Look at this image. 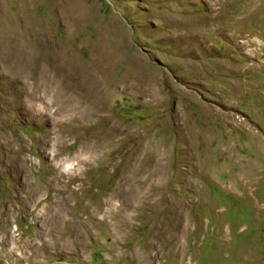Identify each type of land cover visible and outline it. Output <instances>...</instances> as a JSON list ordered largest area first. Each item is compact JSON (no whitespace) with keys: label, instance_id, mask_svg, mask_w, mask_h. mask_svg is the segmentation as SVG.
I'll return each instance as SVG.
<instances>
[{"label":"rangeland","instance_id":"1","mask_svg":"<svg viewBox=\"0 0 264 264\" xmlns=\"http://www.w3.org/2000/svg\"><path fill=\"white\" fill-rule=\"evenodd\" d=\"M0 264H264V0H0Z\"/></svg>","mask_w":264,"mask_h":264},{"label":"bare ground","instance_id":"2","mask_svg":"<svg viewBox=\"0 0 264 264\" xmlns=\"http://www.w3.org/2000/svg\"><path fill=\"white\" fill-rule=\"evenodd\" d=\"M15 61L16 58H13L12 63L15 64ZM56 63L57 65L53 68L54 70L51 71V73H48L47 78L49 79L48 81H51L57 79L59 75L61 79H64L62 83L61 96L63 97L67 111L71 115L73 112H79L82 120L84 121L93 117H98L101 112L99 104L103 93L98 82V77L94 74L87 73H84L82 76L73 74L69 68L63 67L65 65V61L62 56L56 60ZM32 74L33 72H30V76ZM142 158L144 160L147 159L146 157ZM159 174L160 173L158 171H154L151 173L150 177L154 178L159 176ZM138 176L142 181L144 180L142 173H139Z\"/></svg>","mask_w":264,"mask_h":264}]
</instances>
